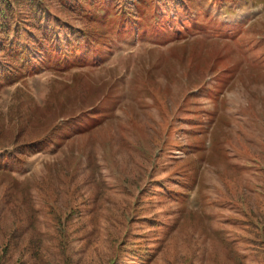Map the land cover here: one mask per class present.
Returning a JSON list of instances; mask_svg holds the SVG:
<instances>
[{
	"label": "rangeland",
	"instance_id": "obj_1",
	"mask_svg": "<svg viewBox=\"0 0 264 264\" xmlns=\"http://www.w3.org/2000/svg\"><path fill=\"white\" fill-rule=\"evenodd\" d=\"M157 1L85 3L81 27L44 12V37L0 28L82 59L17 83L40 104L55 89L27 125L57 129L0 158V264H264V0Z\"/></svg>",
	"mask_w": 264,
	"mask_h": 264
},
{
	"label": "trees",
	"instance_id": "obj_2",
	"mask_svg": "<svg viewBox=\"0 0 264 264\" xmlns=\"http://www.w3.org/2000/svg\"><path fill=\"white\" fill-rule=\"evenodd\" d=\"M62 1H63L61 5L62 9L58 10L56 7H49L47 5H40L34 3L32 5L33 6L32 11L22 10L16 7L14 4H12L11 0L10 2H5V3L0 1V28L2 29L8 28L9 25L15 20H22L26 28H30L34 32L44 37V33L41 31L44 26L41 23V19L43 17L44 12H47V14H53L56 23L68 25L66 23L67 21L75 24V26L81 27L84 26L85 24H83L82 20L76 14V10L78 7H80L85 3H90L91 5L98 3L103 4L104 2L107 4L115 3V0H73V2L71 0H62ZM97 1H101V2H97ZM171 1L173 0H158L157 5H160V9L164 10L165 8L168 7V5L170 4L169 2ZM176 1L178 2L179 0ZM133 12L135 14L139 13L137 7L133 9ZM2 34L4 35L5 33L0 32V97L3 95L4 92H6V90L9 87L15 86L13 91L14 94L12 92L10 99L12 100L16 98L18 100V104H16L15 108L12 109V112H10V114L12 115V119L15 120V124H13L10 127V131H6L7 134L5 135V138L0 142L1 144L0 147H7L10 145L14 146L12 150L0 152V158H2V160L5 159L10 160L12 158L22 157L26 154V153L24 154L23 151H17L19 147H23L25 150L24 152H28L30 147L35 145H40L46 140H48V138H51L52 133L55 132L53 130L57 129L56 126L53 124L54 121L52 122L53 125L50 128H48L46 131H44V129H41L42 131L38 130V132L35 133H31L27 125L30 122L29 119L31 117L33 116L38 117V115L40 116V112L43 113L45 107L49 106L50 104L49 95L55 89H51L48 96L45 99L46 101L40 104L39 102H37L36 97L32 93L25 92L26 90L22 88L23 86L21 87L17 83L26 82L27 78H29L30 76H35L44 71H49V72L60 71L63 72L64 75L65 74L67 75L70 72H67L66 70L70 69L71 66L78 65V63H80L82 59L80 57H69V56L63 58L59 57L58 54L55 53V49L52 44L51 45L47 43L44 44L46 40L41 41V43H31L26 39L24 40L21 39L20 41L18 40L12 41V38L2 36ZM18 39L20 38L18 37ZM20 44L21 46H19ZM30 45L31 46L40 45L42 52L34 53V54L32 52L27 53L26 49L31 50ZM24 54L26 55V57L23 56ZM77 81H79V79H77ZM199 91H200V87L197 90V94L199 93ZM185 101H186L185 104H187L189 101V97H187ZM182 108L183 105H181L180 110ZM197 112L200 113L201 115L203 114V108L201 105ZM61 115L62 114L60 113L58 114L56 121L58 120L59 117H61ZM215 115L216 113H214V117ZM62 116L63 117L66 116L65 121L70 122L71 120H74L76 118L77 114L69 113ZM199 122H201V120H199ZM199 122L195 123V125H198ZM9 123L10 122H8V124ZM90 125L93 127V124ZM5 126L8 127V125L3 123L0 129ZM95 126L96 124L94 125V127ZM1 131L2 129L0 130V132ZM1 136L2 133L0 134V139ZM7 138H10V142L8 141L4 142V140H6ZM22 139H24V141L20 142V140ZM57 143L61 144L63 143V140H59Z\"/></svg>",
	"mask_w": 264,
	"mask_h": 264
}]
</instances>
